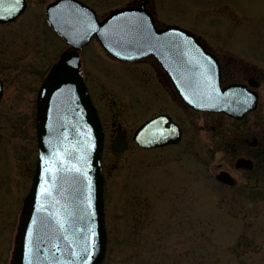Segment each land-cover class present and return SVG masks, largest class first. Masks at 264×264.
<instances>
[{"label": "rangeland", "instance_id": "1", "mask_svg": "<svg viewBox=\"0 0 264 264\" xmlns=\"http://www.w3.org/2000/svg\"><path fill=\"white\" fill-rule=\"evenodd\" d=\"M50 1L27 0L19 18L0 26V230L5 229V238L15 209L13 181L19 182L25 196L36 161L37 90L66 48L45 25L44 7ZM80 1L102 18L139 0ZM148 1L159 23L193 29L209 44H229L222 34L213 33V27L221 32L224 28L232 41L243 35V42L250 45L246 55L264 57V0H227L232 12L216 9V0ZM232 48L225 49L228 56L244 57L239 47ZM80 56L81 73L105 133L106 251L101 264H264V195L256 194L254 187L256 178L258 187L264 186V157L252 173L232 169L241 152L233 150L236 140H251L255 130L246 125L264 113V87L250 117L210 121L187 111L175 114L146 61L117 63L96 41ZM149 89L154 94L150 106L144 101ZM160 112L179 117L183 136L178 145L141 150L129 143L122 153H111L117 127L129 138L140 123ZM220 170L234 176L235 187L217 182ZM8 256L9 250L0 252V264L8 263Z\"/></svg>", "mask_w": 264, "mask_h": 264}, {"label": "water", "instance_id": "2", "mask_svg": "<svg viewBox=\"0 0 264 264\" xmlns=\"http://www.w3.org/2000/svg\"><path fill=\"white\" fill-rule=\"evenodd\" d=\"M64 0H56L49 4L45 10V21L48 27L60 37L68 46L69 49L64 51L58 57L56 64L51 68L37 94L36 102V142L38 147L39 158L36 163L32 184L23 201L22 214L19 222L17 235L15 237V248L13 253L12 264H25L24 261V245L28 238V227L33 226L39 229L37 234H42L44 229L41 224L43 218L47 221L50 213L61 215L62 206L69 209H74L77 206H83L84 200L89 195L87 191L88 180L78 176L75 172H62L59 179L55 181L56 187L52 189V196L44 198L41 195L37 196L38 192L43 191L41 186V175L44 170L48 168L50 159L54 157L56 151L60 152L57 160H63V166L66 167H80L77 164V158L87 153L86 171L87 176L91 182V209L93 213L91 221L85 216L83 221L77 219V227L86 229L89 224L94 229L96 247L89 264H100L105 249V229L103 221V203H102V176L100 171V158L103 147V133L89 97L86 88L82 81L80 73V64L77 51L86 46L93 36L101 46V48L111 57L120 61L136 60L148 55H151L160 64L168 75L177 95L182 102L189 108L196 111H208L212 113H224L234 118H240L246 112L253 109V105L247 109L240 108L236 103L228 104L221 102V100L200 99L196 89L198 81L200 80V69L196 67L198 63H202L204 58L210 59L214 65V79L213 82L221 93H227L229 96L232 93H239L241 90L236 86L221 88L219 84V74L215 60L206 54L198 41L188 32L177 27L169 26L161 30H156L152 16L145 10L147 1H142L137 7L128 6L121 9H116L109 12V14L99 22L93 10L80 3L77 0H71L73 6L88 11L89 16L95 22L97 28L107 30L109 26L119 27L121 22L117 19L120 14H136L145 15L152 27V31L157 37L165 39L168 36L174 35L176 32H181L191 41V48L187 49L188 55H183L182 49L171 47L168 49H158L149 52L143 56H136L135 52H124L123 56L131 54L133 59H124L113 55L107 48L104 47L105 41L98 33H91L87 39L81 40L76 44L70 43V40L75 39L74 36H64L57 31L56 26L52 23L55 17L50 15L55 12V6H60ZM25 10V1L21 0L20 11L15 16H6L0 14V25L15 21ZM111 47V45H109ZM113 51H120L114 48ZM67 58L72 59L78 67L72 69V72L60 80L53 75L54 69L64 65ZM60 84L71 89L63 95H58L54 85ZM2 84L0 82V98ZM195 93V94H194ZM188 99H185V97ZM223 99V98H222ZM192 100L193 103H189ZM254 102V99H252ZM200 103L203 106L197 107ZM215 105V106H210ZM167 120L164 117H158L146 122L139 129L136 130L133 140L138 147L144 149H153L163 147L169 144H176L179 141V130L174 124H170V128H166ZM163 133L164 138H160ZM121 133H118L117 139L111 144V150L116 153L123 152L127 147L121 139ZM64 152L69 154V157L64 156ZM45 160L41 161V157ZM54 168L55 164L52 165ZM236 168L251 169L249 161L238 159L235 163ZM45 179L47 183L44 187H49L53 182L52 173H46ZM216 179L224 184L233 185L234 181L224 172L219 173ZM39 202V207H38ZM40 209H43L41 211ZM36 218L35 224L33 218ZM71 239V237H70ZM83 243V240H81ZM63 247V244L61 245ZM67 251V250H65ZM47 255V249L44 245H40L39 257L42 260ZM59 256L60 253H57ZM50 259V257H49Z\"/></svg>", "mask_w": 264, "mask_h": 264}, {"label": "snow or ice", "instance_id": "3", "mask_svg": "<svg viewBox=\"0 0 264 264\" xmlns=\"http://www.w3.org/2000/svg\"><path fill=\"white\" fill-rule=\"evenodd\" d=\"M20 5L21 0H0V14L15 16L20 11ZM54 7L56 9L55 12L50 13L52 17H55L52 23L62 35L74 36L75 39L70 40V43L73 44L87 39L91 33H98L105 41L104 47L109 52H112L113 55L124 59L134 58L131 54L123 56L122 53L124 52H135L136 56H143L154 50L176 47L183 50V55H188L187 49L191 48V41L181 32H176L165 39L157 37L152 31L148 18L142 14L136 15L122 12L120 17L117 18L121 22L119 27L109 26L107 30H101L96 27L88 11L73 6L71 0H64L62 5H54ZM114 48H118L120 51H113ZM76 67H78L77 63L67 58L64 65L54 69L53 75L57 80H60L68 76L72 69ZM196 67L200 69V80L196 89L200 99L221 100V102L228 104L234 102L242 109H247L251 106L252 96L245 90H241L239 93L234 92L231 96L220 92L213 82L215 65L210 59L204 58L203 62L198 63ZM54 87L58 95L71 91L70 88L60 84H56ZM185 99H188V97L186 96ZM189 103H193V101L189 100ZM196 106L202 107L203 105L197 103ZM160 138H164L163 133L160 134ZM59 155L60 152L56 151L54 157L47 161L49 166L40 177L43 191L42 193H37L38 198L41 195L46 199L52 196V189L56 187L55 181L59 179V175L62 172H75L78 176L83 177L84 180H88L87 191L89 195L84 200L83 206H77L74 209L62 206L61 215L50 213L47 221L42 218L41 224L44 229L42 234H37L39 232L38 228L28 227V238L24 245L25 264H89L96 247V233L91 225L89 224L86 229H82L77 227L76 224L77 219L83 221L84 217L87 216L89 221H91L93 216L90 211L92 207L91 182L85 167L87 164V153L85 152L84 155L77 158V164L81 165L80 167L63 166L64 161L57 160ZM64 156L69 157V154L64 152ZM44 160L45 158L42 156L41 161ZM53 164L56 165L55 168L52 166ZM46 173H52L53 175V182L49 187H44L47 183L45 179ZM40 210L43 211V209ZM35 222L36 218L34 217L33 223L35 224ZM81 240H83V243H81ZM62 244L63 247L61 246ZM40 245H44L47 249V255L42 260L39 257ZM57 253H60V255L58 256Z\"/></svg>", "mask_w": 264, "mask_h": 264}, {"label": "flooded vegetation", "instance_id": "4", "mask_svg": "<svg viewBox=\"0 0 264 264\" xmlns=\"http://www.w3.org/2000/svg\"><path fill=\"white\" fill-rule=\"evenodd\" d=\"M217 1L219 3H216V9H218V10L220 9V11H223V12H225L227 10H230L231 12L233 11V9H231L229 6H227V4H228L227 0H224V1L223 0H216L215 2H217ZM211 4H213V3H211ZM164 25H165V23H158L156 26H157V28H161ZM181 28L186 29L189 32H191L197 38V40L200 42V44L202 45L204 50L207 53L211 54V56H213L215 58L217 65H218V71H219L221 86L224 87V86H228V85H236L237 84V85L243 86L245 88V90H247L248 92L256 95L257 100H256V106H255L254 111L247 113L242 119H240L238 121L233 120L231 118H227V117L226 118L230 119L231 121L240 122V121L246 119L247 117H250L252 114L256 113L257 107H258V102L260 99V89L262 87H264V57H254V56L246 55L245 54V51H247L246 48H248L250 45L243 42V38H242L243 35H240L239 38H236L237 40L232 41L229 37L226 36L224 28H221L223 30V32H221L220 29H218L217 27H213V33L217 32L218 34H222L221 36H223L224 40L227 39L229 44L228 43H211V44H209L202 37L201 34L197 33V31H195L193 29H188L185 27H181ZM252 39H262V38H252ZM239 41H241V42H239ZM263 42H264V40H263ZM224 46H226V47L224 48ZM227 47H233V48L239 47L240 52H242L244 57L241 58V56L236 55V53H234V55H233L234 57L228 56V54L225 53V49ZM143 61H146V63H149V67L155 75L156 83L159 87L160 94H164V95L169 96V98H170L169 102H170V105H172V109L174 110L175 114L178 115V113H179V115H182V114H184L185 111H187V112L194 113L199 117H201V116L209 117L207 119H209L210 121L214 118L225 117L224 115H220V114H211V113H207V112H193V111L189 110L179 100V98L177 97L173 87L171 86V84L168 80L166 73L157 65V63L154 61V59L151 57H147ZM236 78H238L239 80H237ZM152 94H153V92L149 89L145 95L144 101H145V103H148V106H150L151 105L150 103L153 101ZM154 98H155V96H154ZM91 100H92V98H91ZM92 103L97 110V107L95 106V103L93 100H92ZM147 108H149V107H147ZM259 111L260 110H258V112ZM97 113H98V110H97ZM174 113L170 114V113H166V112H160V113H157V114L151 116L150 118L157 116V115H166L170 118V120L173 123H175L180 128L181 134H183L182 125L178 121L179 117H177V115H175ZM263 119H264V113H258L256 115V119L255 120L251 119L252 121H250L249 124L246 125L248 128H253L255 130V132H253V138L251 140H248L247 137L238 138L236 140V143H235L236 147L233 148V150L235 153H237L238 150L241 149V152L237 157H235V161L237 159H240V158L249 160L251 162V169L248 171L244 170V169H236L235 168V161H234L232 169L235 172H244L245 171V172L252 173V172H254V170L257 167H259L260 164H262V160L264 157V150L262 148V143L264 140ZM100 121H101V119H100ZM101 124H102V121H101ZM244 124H247V122ZM102 126H103V124H102ZM117 128L118 129L116 130V132L120 131L119 127H117ZM209 128H210V131H214V129H215L212 126H210ZM199 129L201 131H203L204 127L203 126L199 127ZM103 131H104V127H103ZM133 131L131 132V136H129V138L127 137L128 135H125L124 131L122 132V139L127 143L128 147H129V143H131V146L132 145L135 146L134 143L132 142V139H131ZM229 136L232 137L231 131H229ZM114 138H115V135L113 136V139ZM220 171H224V170H220ZM224 172H227V171H224ZM231 177L234 179V176H231ZM234 181H235V179H234ZM13 183L15 186L14 187L15 209H14L13 213L10 215V218L7 220L10 222V224H12L9 237H8V234H6L7 238H5V236L3 237V235H4L3 233H4L5 229H3L2 231L0 230V247L2 248L0 250V252H2L4 250L6 252L7 250H9L8 263H4V264H10V258H11V253H12V249H13V239H14V235L16 232L17 224H18V219H19V215H20L22 201L24 198L23 190H21V188H19V185H18L19 182L17 180H15V181H13ZM235 185H236V181H235V184L233 187H235ZM258 185H259V182L257 181V178H256L254 181V187L257 186L255 188L256 189L255 193L259 194V195L260 194L264 195V191H263L264 186L258 187ZM230 188H232V187H230ZM259 195H257V196H259ZM0 227H1V225H0Z\"/></svg>", "mask_w": 264, "mask_h": 264}]
</instances>
